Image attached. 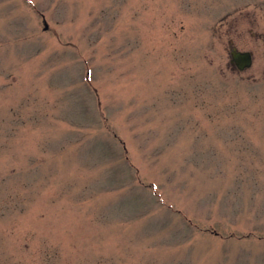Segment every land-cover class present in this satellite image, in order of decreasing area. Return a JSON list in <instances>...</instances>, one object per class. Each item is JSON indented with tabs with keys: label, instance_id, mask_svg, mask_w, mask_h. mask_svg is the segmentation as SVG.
Instances as JSON below:
<instances>
[{
	"label": "rangeland",
	"instance_id": "1",
	"mask_svg": "<svg viewBox=\"0 0 264 264\" xmlns=\"http://www.w3.org/2000/svg\"><path fill=\"white\" fill-rule=\"evenodd\" d=\"M0 264H264V0H0Z\"/></svg>",
	"mask_w": 264,
	"mask_h": 264
},
{
	"label": "water",
	"instance_id": "2",
	"mask_svg": "<svg viewBox=\"0 0 264 264\" xmlns=\"http://www.w3.org/2000/svg\"><path fill=\"white\" fill-rule=\"evenodd\" d=\"M252 57L253 56L250 51H242L241 49L238 50L236 47L231 50V62L235 63L239 70H244L250 67L253 63Z\"/></svg>",
	"mask_w": 264,
	"mask_h": 264
}]
</instances>
